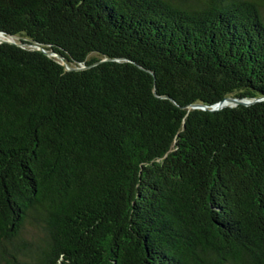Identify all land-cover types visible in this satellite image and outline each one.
<instances>
[{
  "label": "trees",
  "instance_id": "16d2710c",
  "mask_svg": "<svg viewBox=\"0 0 264 264\" xmlns=\"http://www.w3.org/2000/svg\"><path fill=\"white\" fill-rule=\"evenodd\" d=\"M0 31L86 66L0 43V264H264V99L190 107L264 97V0H0Z\"/></svg>",
  "mask_w": 264,
  "mask_h": 264
},
{
  "label": "water",
  "instance_id": "95a60500",
  "mask_svg": "<svg viewBox=\"0 0 264 264\" xmlns=\"http://www.w3.org/2000/svg\"><path fill=\"white\" fill-rule=\"evenodd\" d=\"M0 34L1 35H5V36L8 37L7 39L0 38V43L1 42H11V43H16V44H18L20 46L21 45L23 46L24 44H28L30 46H34V47L40 49L41 51L45 52L46 54H48L50 56L59 57L63 61L64 66L67 69H69V70L82 69V68L86 67V66H79V67L75 68V67L70 66V64L65 60L64 57H62L61 54L56 53L52 49L46 50L43 47V45L36 44V43H24L23 41H16L14 39H11V37L16 38V36H14V35H6L4 32H1V31H0ZM110 59H112V58L104 57L101 61L110 60ZM115 59H117V60H127L126 58H121V57L120 58H115ZM162 97H168L169 98V96H167V95H163ZM261 99H264V97L250 99V98H239V97H235V96H226L222 100H220V101H218V102H216L215 104H212V105H207V104H203V103H194L190 107L214 111V110H220V109L224 108V106L225 107H227V106L234 107V106H237L239 104L250 105V104H253L254 102H256L258 100H261ZM171 100L173 102H175L174 99L171 98Z\"/></svg>",
  "mask_w": 264,
  "mask_h": 264
},
{
  "label": "rangeland",
  "instance_id": "374dc122",
  "mask_svg": "<svg viewBox=\"0 0 264 264\" xmlns=\"http://www.w3.org/2000/svg\"><path fill=\"white\" fill-rule=\"evenodd\" d=\"M5 37H6V38H4V39H7V38H8L7 36H5ZM0 38H3V37H0ZM11 39H14V40H16V41H19L17 37H16V38L11 37Z\"/></svg>",
  "mask_w": 264,
  "mask_h": 264
},
{
  "label": "bare ground",
  "instance_id": "6f19581e",
  "mask_svg": "<svg viewBox=\"0 0 264 264\" xmlns=\"http://www.w3.org/2000/svg\"><path fill=\"white\" fill-rule=\"evenodd\" d=\"M0 37L6 38L5 35H1V34H0Z\"/></svg>",
  "mask_w": 264,
  "mask_h": 264
}]
</instances>
